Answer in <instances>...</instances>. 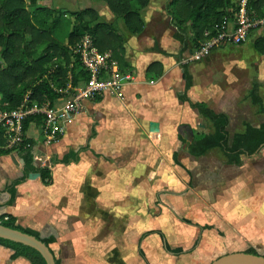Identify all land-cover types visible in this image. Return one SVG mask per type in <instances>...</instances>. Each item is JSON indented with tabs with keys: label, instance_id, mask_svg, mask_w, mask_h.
Masks as SVG:
<instances>
[{
	"label": "crops",
	"instance_id": "crops-1",
	"mask_svg": "<svg viewBox=\"0 0 264 264\" xmlns=\"http://www.w3.org/2000/svg\"><path fill=\"white\" fill-rule=\"evenodd\" d=\"M68 1L76 5L81 2L80 10L95 8L106 22L117 25L120 33L125 36L126 67L121 72L130 75L132 80L125 88L124 98L106 94L100 97L99 101L83 102L81 113L68 126L65 136L50 146L46 145L42 132L39 141L31 138L28 133L27 137L37 143L35 155L41 159L40 163H43L40 166L50 167L52 170L53 184L45 186L41 177L37 180L29 177L26 183L17 188L16 203L4 207L6 210L0 212V216H13L18 224L28 225L30 229L39 232L42 238L54 237L56 239L54 244L60 246L61 254H65L66 250L75 253L76 247H81L85 238L92 243L100 227L108 221L112 215V208L116 205L112 199L120 200L123 194L132 192L127 184L129 173L141 169L144 176L145 171L147 172L146 179L153 183L152 189L168 186L173 193H180V190L186 188L179 180L181 170L184 169L189 179L187 185L190 191V211L211 209L208 214L204 213L210 217L214 212L217 214L220 209L224 214V217L220 215L222 217L220 222L218 220L217 223L209 224L210 219L209 222L204 221L201 224V227H207L204 223H208L211 227L205 230L203 236L206 232H216L221 241H225V247L233 250L231 253L244 252L250 246L264 247V148L254 157H242L243 164L236 166L228 165L223 154L217 150L205 157H192L188 153V145H184L180 139L182 136L187 137L185 133L190 135V129L204 134L210 133L211 130L198 111L191 108L190 103L180 100V97L185 95L187 87L182 62L186 53H192L188 51L181 57L182 45L174 39L176 28L174 27L172 35L177 45L174 47L170 42L167 44L168 39L159 33L154 32L155 36L145 35V32L149 33L151 29L145 17V32L138 36H130L126 33L123 23L115 21L111 12L107 17L102 14L105 8L109 10L107 6L103 8L89 0ZM259 5L264 16V0H259ZM152 22L154 23L153 20ZM261 39H264V25L252 30L247 41L238 46L240 49L227 44L214 48L211 52H215L212 54L213 62L216 61V64L221 66H224L222 63L229 54L234 55L231 51L236 52V57L228 59L229 63L224 68L232 66L236 70H244L246 67L251 72L253 80L246 97L230 94L229 98L225 96L227 92H221L220 89L214 93V83L209 82L213 81V68L209 64L202 67L201 64L189 63V72L193 77V86L187 93L189 100L192 103H205L217 113L228 115L231 135L243 132L245 123H250L255 128L264 124L262 122L253 125L242 120L240 128L234 129L233 125V119L238 118L239 113L241 118L245 115L246 99L250 103L248 107H252L259 114L258 109L251 104L249 92L252 84L258 82L262 86V97L264 95V55H261L255 46ZM228 46L230 49H227ZM248 51L253 54L254 62L244 59ZM154 64H157V67L154 66L151 72L150 68ZM118 67L120 69L119 64ZM161 70L163 75L157 78ZM214 95L218 96L214 98ZM67 100L59 105L65 104ZM193 112L197 116H194ZM200 121H203V124H198ZM151 123L160 125L158 132L151 131ZM198 125L203 131L197 127ZM87 127L89 131L84 134ZM205 128L208 132H205ZM39 130L41 131L40 128ZM187 142H192V138H187ZM182 150L185 151V156L181 159ZM70 153H75L78 160L68 164L52 162L54 158L62 160ZM216 153L220 154L221 163L215 160L208 166L209 173L206 172L203 182L207 197L211 198L212 202L211 205H205L196 201L200 186L198 187L195 182L202 176L193 178V171H197L201 166L197 161L207 159ZM175 154L178 155L177 162L174 159ZM10 157L0 158V191L4 195L0 205H5L10 199L5 192L6 187L23 177L22 160L17 155L21 160L18 162L16 158L20 164L17 166ZM112 161L120 168L117 170L119 181H112V173H116V170L112 171ZM12 164L20 169L18 174L15 173ZM163 199L165 201L164 196ZM197 228L200 229L199 226ZM198 229L195 228V235L198 234ZM219 231L225 236H220ZM151 232L159 233L149 234ZM161 234L164 236L159 230H149L140 238L139 256L143 264H190L185 250L184 253L176 255L166 249V243L172 250L180 247L171 246ZM153 235L161 238L159 240L157 238L156 243L164 256L159 259L150 254L149 238ZM146 238L148 256L141 245ZM202 238L204 240V237ZM51 249L56 259L61 264H66L68 257L63 261L62 257L57 256L55 249ZM6 250L8 249L0 247V264L11 262V251ZM214 258L215 255L214 257L212 255L211 259ZM22 261L24 264H30L21 258L13 263L22 264Z\"/></svg>",
	"mask_w": 264,
	"mask_h": 264
},
{
	"label": "trees",
	"instance_id": "trees-1",
	"mask_svg": "<svg viewBox=\"0 0 264 264\" xmlns=\"http://www.w3.org/2000/svg\"><path fill=\"white\" fill-rule=\"evenodd\" d=\"M92 1L105 4L115 21H121L130 36L143 34L146 28L143 12L150 5V0ZM249 4V9L254 12L253 16L264 18L259 0H250ZM234 9L235 4L231 0H172L168 6V15L176 28L174 39L182 45L181 57L188 51H198L207 41L206 32L214 34L225 18L233 16ZM87 36L94 39L102 54L111 52L120 70H124L125 36L120 33L117 25L106 22L99 10L85 8L70 12L52 8L45 0H0V110L12 112L25 102L30 107L35 104L40 107H56L62 101L73 98L76 91L90 81V74L85 70L81 57L75 52ZM255 46L264 55V39L258 40ZM154 66L157 67V64L151 66V72ZM183 70L187 87L180 100L190 103L191 108L198 111L211 130L204 134L190 129V135L185 133L187 137H180L182 143L188 145V153L192 157L201 158L217 150L223 154L228 165L236 166L243 164L242 157L258 155L264 148V124L255 128L250 123H245L243 132L231 135L228 115L217 113L205 103H192L189 100L187 93L193 86L189 63L183 64ZM162 75L161 70L157 78ZM261 87L258 82L252 84L249 99L259 114L264 115ZM44 120L43 115H30L23 125V143L12 148L8 147L4 130L0 132V158L17 154L24 162L23 177L6 187L5 192L10 199L0 207H9L16 203L17 188L26 183L32 174H39L45 186L53 184L51 168L36 165L37 143L27 137L31 126L41 129ZM189 137L192 138L190 143L187 142ZM60 139L61 137L58 140ZM177 157L175 154L176 162ZM77 158L75 153H70L62 160L54 158L52 162L68 164L77 161ZM0 223L34 236L50 248L56 242L54 237L42 238L39 232L24 228L11 215L0 217ZM205 228L211 229L210 226ZM155 233L159 232L149 234ZM0 247L12 251V262L21 258L30 264H47L37 250L23 244L0 238ZM166 249L176 255L184 253L183 248L172 250L168 243ZM246 253L259 255L255 249H249ZM56 263L61 264L57 259Z\"/></svg>",
	"mask_w": 264,
	"mask_h": 264
},
{
	"label": "rangeland",
	"instance_id": "rangeland-1",
	"mask_svg": "<svg viewBox=\"0 0 264 264\" xmlns=\"http://www.w3.org/2000/svg\"><path fill=\"white\" fill-rule=\"evenodd\" d=\"M89 1L95 5L98 4L103 8L106 7L103 3L94 2L92 0ZM171 1L172 0H150V5L143 12V16L147 19L148 25H151V29L149 33L148 31L144 32L145 35L153 34L154 36L155 33H159L160 36L168 39L167 44L170 42V44L175 47L177 45L172 39L175 28L172 24L171 17L168 15V6ZM45 3L50 5L52 8H61L70 12L80 10L82 5L81 2L78 5L69 3L68 0H45ZM102 14H105L106 17L110 16V11L105 8ZM152 26L154 29H152ZM248 46L249 45L246 47L248 48ZM234 48L240 49L238 46H235ZM227 49H230V46H228ZM213 53L200 62L192 61L191 54L186 53L182 63H193L194 65L201 64L202 67H205V65L209 64L213 68L212 72L214 73V76L212 77L213 81H209L214 83V93L217 89H220L221 92H227L225 96H228L229 98L231 95L246 97L253 80L251 72L248 71L246 67L244 70H236L235 68H232V66H226L224 68V66L229 63L228 59H234L236 57V52L234 53V51H231V53L234 55L229 54L225 58V61L222 63L224 66L217 65L216 61L213 62ZM252 55L250 54V51H248L246 56H244V59L248 62H254ZM245 65L247 66V64ZM196 71H198V68ZM218 95H214V98ZM195 99L197 100L196 97ZM245 102V115L241 118V113H239V117L233 119L234 129L236 127H241L242 120L249 121L253 125H259L264 122L263 116L259 115L252 107H248V104L250 103L247 101V99ZM193 113L194 116H197L195 112ZM198 124H203V121L198 122ZM197 127L199 129L201 128L199 125ZM205 129V132H208L207 128ZM200 130L203 131V129ZM88 131L89 128L87 127V130L84 134H87ZM40 134L41 131L38 127L35 125L31 126L29 131V136L31 138L37 139L39 141ZM46 145L50 146L51 144ZM14 156L18 158L16 154ZM184 156L185 151L182 150L181 159ZM17 160L18 162H21L19 158ZM215 160H218V163H221L220 154L216 153L207 159L197 161L201 166L197 171H193V178L199 175L202 176L201 179H196L195 182L198 187L200 186V192H198L199 195H196V201L205 205H211L212 200L211 198L207 197V193L204 188L205 183L203 181L206 172L209 173L208 166ZM9 162L11 163V159H9ZM38 165H43V163L39 162ZM11 166L16 171L15 173L18 174L17 172H19L20 169L15 167L13 164ZM118 169H120L119 166L117 164L115 165V162L112 161V171L116 170V173H112V181H119V176L117 175ZM139 171L134 170V173H127V184L130 186L132 192H128L126 195L123 194V197L120 200L115 201V199H112L114 204H116L115 208H112V215L109 217L108 221L104 223L102 227H100L98 234H96L97 237H93V242L91 243L85 238L84 241H82V248L76 247L75 253L72 251L69 252L65 249V254H61L60 246L54 244L51 246V248L55 249V253H57L58 257H62L63 261L68 257L66 264H143L139 256V240L142 235L149 230H159L160 232L164 233L165 239L171 246L183 248L187 254V257L189 258L190 264H211L216 259L226 255V253L230 254L233 252V250H228L225 247V241L222 242L216 232H206L205 236H203L206 228L204 226L201 227V224H203L204 221H208L210 219L211 220L209 224L217 223L218 220L220 222L222 218L221 216L224 217V214L220 212V209H218L219 212L217 211V214L214 212L215 214L212 213L213 215L210 217L205 216L204 213L208 214L211 209H198V211H190V191L188 190L187 185L189 179L188 175L186 176V171L184 169L181 170L182 175H180L179 180L181 183L185 184L186 188L180 190V193H173V191H170V187L168 186H160L157 190L152 189L153 183H150L146 179L148 178V176H146L147 172L145 171L144 176L142 174L143 171H141V169H139ZM142 187H144V189ZM3 196V193L0 191V201H3ZM176 205L178 207H176ZM4 210H6L4 207H0V212H3ZM212 220L214 222H212ZM204 225L208 226V223H204ZM198 226L200 229L197 228ZM23 227L30 228L26 224H23ZM195 228L199 231L197 235L194 234ZM219 235L222 237L225 236L220 231ZM202 237H204V240ZM157 238L158 240L161 239L158 237V235H153L151 238H149L151 243L150 254L152 253V257L155 259H159L161 256H164L162 252L160 253V248L156 243ZM147 243L148 238H146L141 244L146 256H148L146 251ZM249 249H255L260 255L264 256V247L259 246L257 248H253L250 246L245 251H248ZM6 251L10 252L9 250ZM10 253L12 254V251ZM212 255L213 257L215 255L214 260L211 259ZM4 264L15 263L12 261H7ZM22 264H24L23 261Z\"/></svg>",
	"mask_w": 264,
	"mask_h": 264
},
{
	"label": "built area",
	"instance_id": "built-area-1",
	"mask_svg": "<svg viewBox=\"0 0 264 264\" xmlns=\"http://www.w3.org/2000/svg\"><path fill=\"white\" fill-rule=\"evenodd\" d=\"M231 1L235 4L233 16L225 18L215 29L214 34L206 32L207 41L198 51L191 54L192 61H202L211 54L214 48L222 45L241 46L247 41L252 30L264 25V18L252 15L254 12L249 9L250 0ZM75 52L81 57L85 70L90 74V81L78 89L73 98L56 107H40L37 104L30 107L25 102L19 109L12 112L0 110V132L4 130L9 148L23 143V125L30 115L44 116L45 120L41 128L42 136L46 144H52L60 137L65 136L68 126L81 113L83 102L97 100L106 94L124 98L125 88L132 78L121 72L118 64L113 60L111 52L102 54L91 36L85 37ZM39 159L35 155L37 166H40L38 163L41 159Z\"/></svg>",
	"mask_w": 264,
	"mask_h": 264
},
{
	"label": "water",
	"instance_id": "water-1",
	"mask_svg": "<svg viewBox=\"0 0 264 264\" xmlns=\"http://www.w3.org/2000/svg\"><path fill=\"white\" fill-rule=\"evenodd\" d=\"M150 128L151 131L158 132L160 125L151 123ZM11 158L17 166L20 165L14 155ZM22 164L24 165L23 161ZM38 178H40L39 174L30 175V179L32 180H37ZM0 238L31 247L43 256L47 264H57L56 256L52 252V249L34 236L8 228L0 223ZM211 264H264V256L260 254L252 255L246 252H234L216 259Z\"/></svg>",
	"mask_w": 264,
	"mask_h": 264
}]
</instances>
